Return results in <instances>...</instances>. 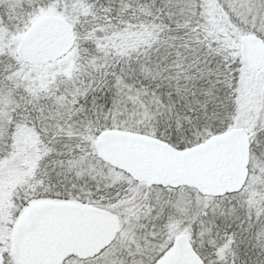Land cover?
I'll return each instance as SVG.
<instances>
[{
    "label": "snow or ice",
    "instance_id": "6c2138e0",
    "mask_svg": "<svg viewBox=\"0 0 264 264\" xmlns=\"http://www.w3.org/2000/svg\"><path fill=\"white\" fill-rule=\"evenodd\" d=\"M0 264H264V0H0Z\"/></svg>",
    "mask_w": 264,
    "mask_h": 264
}]
</instances>
